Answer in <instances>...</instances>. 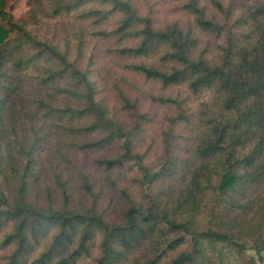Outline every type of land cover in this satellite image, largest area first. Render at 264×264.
<instances>
[{
	"label": "trees",
	"instance_id": "obj_1",
	"mask_svg": "<svg viewBox=\"0 0 264 264\" xmlns=\"http://www.w3.org/2000/svg\"><path fill=\"white\" fill-rule=\"evenodd\" d=\"M30 2L36 11L31 13L34 21L37 16L76 15L102 24L114 14H120L114 28L99 30L96 34L136 39V45L119 48L121 54L148 55L166 47L162 59L178 63L169 71L145 64H131L132 69L148 78L159 79L164 85L188 82L194 93L214 87L223 94L220 111L208 119V132L196 147V154L203 163L190 175L183 198L185 203L195 202L206 186L213 185V173L217 175L214 186L217 206L235 205L236 200L258 186L261 175L252 167L264 159V0L243 1L238 12L233 4L226 7L214 1L223 20L216 15L208 18L200 0H187L182 5L194 15L202 31L222 40L218 55L211 58L202 52L194 54L198 38L192 27L185 30L173 23L158 28L150 16L138 12L131 0ZM93 2L98 6L88 8ZM5 5L6 0H0V91L7 93L6 99L0 100V110L7 103V97L20 90L24 75L37 87L29 88L32 109H21L33 138L28 140V132H18L12 125L7 145H3L5 155L0 156L2 167L11 177L18 178L13 195L0 183V258L3 264H228L230 250L239 253L240 258L247 247L234 231L196 227L194 220L178 219L175 209L167 208L169 182L183 178L187 171L184 162L174 153L171 130L164 134L159 167L150 173L142 166L141 155L132 151L142 122L137 119L134 126L127 129L116 118L108 116L104 104L96 97L90 67L80 66L79 58H71L70 51L38 39L24 19L17 18ZM76 36L80 47L82 36ZM116 90L123 107L135 113L136 105L119 87ZM64 96L81 104L63 103ZM161 100L181 106L171 97ZM87 116L90 120L86 123L72 124ZM182 117H174L172 124ZM45 126L68 134L104 131L101 137L84 142L82 147H105L119 142L123 151L117 157L98 162L111 170L123 165L125 160H134L144 171L147 182L159 179V194L165 196H149L145 203L130 199L119 221L105 218L94 208L85 212L68 205L37 207L28 200L27 190L35 163L34 151L46 136L42 132ZM1 136L0 131V139ZM248 146H251L249 151L241 154ZM17 155L22 156L21 166L16 163ZM212 157L217 159L216 165L208 162ZM5 175L1 169L0 176L5 179ZM85 187L91 191L87 179ZM188 236L190 249L170 257L187 243ZM260 238L253 240L251 248L264 249V239ZM248 258L256 264L252 255Z\"/></svg>",
	"mask_w": 264,
	"mask_h": 264
},
{
	"label": "rangeland",
	"instance_id": "obj_2",
	"mask_svg": "<svg viewBox=\"0 0 264 264\" xmlns=\"http://www.w3.org/2000/svg\"><path fill=\"white\" fill-rule=\"evenodd\" d=\"M131 1L138 12L150 16L158 28L173 23H177L185 30L192 27L198 38L194 54L202 52L209 58L218 55V46L222 40L199 28L194 15L182 7L187 0ZM214 1H220L226 7L233 4L238 12L241 9V2L251 0H200V6L205 9L208 18L216 15L218 19L223 20V15L213 4ZM96 6H98L96 2L87 5L88 8ZM5 7L17 18L24 19L28 29L38 39L51 41L62 50L70 51L71 58H79L80 66L90 67V77L96 84V97L104 104L108 116L116 118L127 129L132 128L137 119L142 122L140 132L134 139L132 151L141 155L142 166L147 167L150 173L159 167L164 152V134L171 130L174 135V153L177 159L184 162L187 171L183 178L177 177L169 182L170 200H167V208L175 209L178 219L194 220L196 227L212 226L234 231L247 249L240 258L239 253L235 254L230 250L231 256L226 263L253 264L248 258V255H252L257 264L254 254L257 250L251 247L255 238L264 239V159L252 167L254 172H260V183L254 190L246 192L240 200H236L235 205L228 203L216 205L215 173L212 175L213 185L206 186L205 190L197 195L195 202L185 203L183 199L192 171L203 163L196 154V147L208 132V119L220 111L223 94L214 87L194 93L188 82L164 85L159 79L148 78L144 73L132 69L131 64H145L169 71L178 66V63L162 59L166 47H161L148 55L121 54L118 49L136 45V39L102 37L96 34V31L114 28L120 14H114L111 20L102 24L81 19L76 15H66L62 18L37 16L34 21L31 13L36 11L32 9L30 0H6ZM76 35L82 36L80 47H78L80 39ZM24 76L20 90L8 96L7 103L5 102L0 110L2 157L5 155L3 145H7L12 125L18 132H28V140L33 138L21 109H32L30 98L32 93L29 88L37 86L29 76ZM116 87H119L136 105L135 113L123 107ZM38 89L42 91V88ZM6 96L5 91H0V100L6 99ZM166 97L177 99L181 106L163 102L161 98ZM62 102L81 104L80 101L67 96L62 98ZM177 115L183 117L172 124V119ZM87 120H90L89 116L77 119L72 124H84ZM43 131L46 136L40 147L34 151L35 163L27 190L28 200L37 207L68 205L69 208L85 212L94 208L105 218L119 221L130 199L133 202L145 203L149 201V196L158 195L160 198L165 196L164 193L159 194L161 189L159 179L147 182L144 171L134 160H125L123 165L111 170L98 162L100 159L117 157L123 151L119 142H113L105 147H82L84 142L101 137L104 131L68 134L49 126H45ZM250 147L242 149L241 154L247 153ZM15 160L17 165L21 166L22 156H15ZM209 160V163L216 165L217 159L212 157ZM1 169L6 175L5 179L0 176V183H3L13 195L18 178L11 177L2 164L0 171ZM86 179L91 191L85 187ZM184 249H190L189 236L187 243L173 251L170 257ZM0 264H3L1 258Z\"/></svg>",
	"mask_w": 264,
	"mask_h": 264
},
{
	"label": "crops",
	"instance_id": "obj_3",
	"mask_svg": "<svg viewBox=\"0 0 264 264\" xmlns=\"http://www.w3.org/2000/svg\"><path fill=\"white\" fill-rule=\"evenodd\" d=\"M254 254L257 258V264H264V249H259Z\"/></svg>",
	"mask_w": 264,
	"mask_h": 264
}]
</instances>
